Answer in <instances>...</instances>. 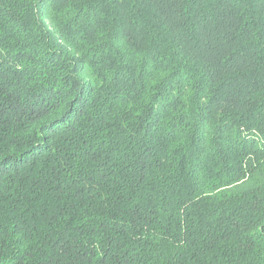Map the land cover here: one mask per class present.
Listing matches in <instances>:
<instances>
[{"label": "trees", "instance_id": "1", "mask_svg": "<svg viewBox=\"0 0 264 264\" xmlns=\"http://www.w3.org/2000/svg\"><path fill=\"white\" fill-rule=\"evenodd\" d=\"M0 264H264V0H0Z\"/></svg>", "mask_w": 264, "mask_h": 264}]
</instances>
